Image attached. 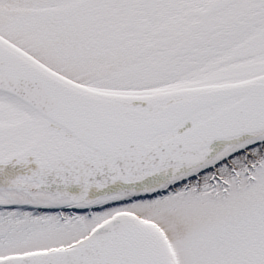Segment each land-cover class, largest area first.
<instances>
[{
    "label": "snow or ice",
    "instance_id": "snow-or-ice-1",
    "mask_svg": "<svg viewBox=\"0 0 264 264\" xmlns=\"http://www.w3.org/2000/svg\"><path fill=\"white\" fill-rule=\"evenodd\" d=\"M0 264H264V0H0Z\"/></svg>",
    "mask_w": 264,
    "mask_h": 264
}]
</instances>
